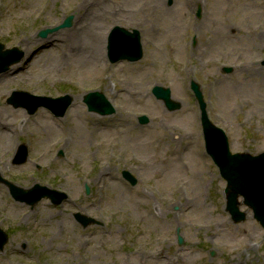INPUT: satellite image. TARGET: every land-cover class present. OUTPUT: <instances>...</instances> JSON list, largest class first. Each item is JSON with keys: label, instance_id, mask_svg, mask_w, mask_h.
Here are the masks:
<instances>
[{"label": "rangeland", "instance_id": "rangeland-1", "mask_svg": "<svg viewBox=\"0 0 264 264\" xmlns=\"http://www.w3.org/2000/svg\"><path fill=\"white\" fill-rule=\"evenodd\" d=\"M105 1L111 20H103L102 62L93 63L85 48L67 49L59 34L73 30L75 18L97 1L0 0V43L26 53L0 74L7 78L0 81V121L7 119L15 133L13 149L0 147V163L6 162L0 229L8 235L0 264H264V230L251 212L235 224L225 211L226 183L205 152L190 90L193 83L200 87L208 117L225 131L232 153L264 152V0H164L163 6L147 0L146 11L145 0ZM70 17L71 25L62 27ZM116 26L140 32V61L109 63ZM45 30L55 32L40 37ZM81 61L89 64L82 68ZM222 82L218 100L215 87ZM154 87L168 88L180 109L169 112L152 95ZM16 90L73 99L64 117L45 108L28 115L7 104ZM92 91L106 97L113 115L87 111L83 97ZM171 127L174 135L166 133ZM70 128L82 129L85 139L68 138ZM23 145L28 160L14 165ZM123 171L137 179L135 186ZM5 182L25 198L52 189L67 199L60 206L48 199L20 203ZM75 215L90 218V225L83 228Z\"/></svg>", "mask_w": 264, "mask_h": 264}, {"label": "water", "instance_id": "water-1", "mask_svg": "<svg viewBox=\"0 0 264 264\" xmlns=\"http://www.w3.org/2000/svg\"><path fill=\"white\" fill-rule=\"evenodd\" d=\"M71 18L65 23V26L70 25ZM56 30V29H55ZM52 31H47L41 34V37H45L47 33ZM0 49L2 47L0 46ZM109 58L112 63L127 60L129 62H136L142 57V50L140 44V37L138 32L134 31L133 34L127 31L115 27L109 37ZM15 51H10L7 53H12ZM196 89V87H195ZM197 95L198 91L196 90ZM153 94L165 102L166 107L172 111L179 108L177 104L170 101L169 90H164L162 88L156 87L153 89ZM17 96L28 97L26 94L15 93L13 97L9 100V103L14 106L19 104L16 101ZM40 104L35 105L29 110V113H33L39 106H46L52 110L56 116H62L70 105L71 99L66 96L56 101L49 99L39 98ZM84 102L87 104L89 111L99 113L100 115H109L113 112L111 106L105 100V98L99 93L89 94L85 97ZM58 110L54 109L56 106ZM145 122L146 119H141ZM205 129V139L207 144L208 153L214 159L216 165L220 170L221 176L227 181V188L225 193L227 195V210L232 216L234 222H240L245 219V214L239 212L238 210V196L243 197L244 203L250 207L254 212V217L261 223L264 227V154L257 157H251L249 155H230L227 148V143L223 135H221L218 130L211 128L204 120ZM24 151V149H23ZM25 151L21 158V162L25 160ZM16 163H20L16 161ZM125 176L130 179L132 184H135V180L128 174L124 173ZM37 188H34L32 192H35ZM22 191L15 189L11 186V195L16 201L24 202L26 199L27 203L34 205L40 201L43 197H50L55 199V204H59L62 201L64 195L57 196L54 198V192H49L47 195H38L34 199L25 198ZM83 226L86 227L89 221H83ZM7 241V236L0 230V249ZM182 243L181 240H179Z\"/></svg>", "mask_w": 264, "mask_h": 264}, {"label": "bare ground", "instance_id": "bare-ground-1", "mask_svg": "<svg viewBox=\"0 0 264 264\" xmlns=\"http://www.w3.org/2000/svg\"><path fill=\"white\" fill-rule=\"evenodd\" d=\"M95 1H97L96 9H91L89 13L84 14L82 17H80V16L76 17L75 18L76 25L73 28V30H71V31L69 30L65 33L61 32L59 34V36L62 38V42L66 45L67 49L80 50V49L85 48V53H86L87 57H92L91 59H92L93 63H99V62H102V59H103L102 42H103L104 32H105V31H103L104 30L103 29V20L104 19L105 20L110 19L107 15L108 10L110 9V6L106 3L105 0H95ZM157 1L159 2V4L161 6H163L164 0H157ZM143 5L144 6L141 8L142 10L146 11L145 9H151V5L149 2H147V0H145V3ZM77 8L81 9L79 7H77ZM161 9H162V7H161ZM159 11H160V8H159ZM159 13H161V12H156L157 15ZM145 14H147V15L143 16V18L150 15L151 12L145 13ZM163 14L170 15L172 13L168 9H164ZM200 23L202 24V22H200ZM136 31H138V30H136ZM81 32H83V33L81 34ZM147 34H148L147 31H143L142 39L144 38L146 40ZM159 35H161V33ZM76 53H82V51L80 50L79 52H76ZM24 54H26V53H24ZM62 54L65 58L69 57V55H67L66 53H62ZM81 55H83V54H81ZM79 56L80 55H78V57ZM24 57H25V55L23 56V58ZM88 64L89 63L86 61L80 62V65L82 66V68L86 67V65H88ZM249 68L251 70H256V69H253L254 67H251V66ZM247 71H248V73L250 72L249 69H247ZM6 79L7 78H3V79H0V81H4ZM223 88H225L223 82L221 83L219 88L216 87V94H217L218 100L220 99V95L217 93V91H218V89L221 90ZM227 96L229 97V92L227 93ZM10 127H11L10 122L7 119L0 121V135L3 136L2 139L0 138V140H3V139L7 140V141H5V143L0 144V147H2L4 149H9V150L14 148V145L12 143H13V137L15 134L13 131V128H10ZM98 127H100V125ZM98 127H97V129H95L96 130L95 133L101 132V130H99ZM81 131H82V129H79V128H73V129L70 128L68 131L70 133L68 138H70V136H76L77 139H85L83 135L80 137ZM166 133L170 134V135H174V133H175L174 128L173 127L169 128L168 131H166ZM189 136H190V134H189ZM74 143L77 144L76 141H71L69 144H70V146H72V145H74ZM6 144L8 147L6 146ZM5 166H6V162L0 163V170H2V168ZM99 177H101V175ZM145 197H148V194H146ZM198 209L200 212L202 209V204L200 206H198L197 208H195L194 210L197 211ZM54 224H56V223H54ZM54 234H55V231H53V235ZM138 257H139V255H138Z\"/></svg>", "mask_w": 264, "mask_h": 264}]
</instances>
